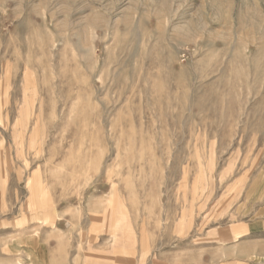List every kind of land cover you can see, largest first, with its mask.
<instances>
[{
  "label": "rangeland",
  "instance_id": "1",
  "mask_svg": "<svg viewBox=\"0 0 264 264\" xmlns=\"http://www.w3.org/2000/svg\"><path fill=\"white\" fill-rule=\"evenodd\" d=\"M0 264H264V0H0Z\"/></svg>",
  "mask_w": 264,
  "mask_h": 264
}]
</instances>
